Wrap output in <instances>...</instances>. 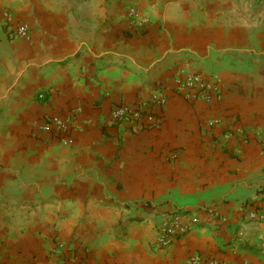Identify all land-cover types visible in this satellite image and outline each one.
<instances>
[{
  "label": "crops",
  "instance_id": "crops-1",
  "mask_svg": "<svg viewBox=\"0 0 264 264\" xmlns=\"http://www.w3.org/2000/svg\"><path fill=\"white\" fill-rule=\"evenodd\" d=\"M187 73L217 79L221 101L185 99ZM122 104L153 119L117 123ZM53 116L71 142L41 130ZM252 211L264 214V0H0V264H264ZM177 213L200 224L157 247Z\"/></svg>",
  "mask_w": 264,
  "mask_h": 264
},
{
  "label": "built area",
  "instance_id": "built-area-1",
  "mask_svg": "<svg viewBox=\"0 0 264 264\" xmlns=\"http://www.w3.org/2000/svg\"><path fill=\"white\" fill-rule=\"evenodd\" d=\"M7 25H15V35L25 41L31 40V28L29 24L24 22H16L14 16L9 10L1 11ZM128 21L131 27L142 30L148 23V20L140 15L136 9H130L128 12ZM178 90L182 93L185 99L199 98L204 102L211 104L213 102L221 101V91L219 88V81L217 79H209L198 73H187L179 79ZM45 97L43 94L39 96L40 100ZM157 103L164 105L167 103L165 98H160ZM113 121L125 123L128 125H143L144 120H152L153 115L148 113L145 107L132 108L127 105H119L113 109L111 113ZM213 124H218L214 122ZM70 122L60 117H50L42 124L41 130L44 133L63 136L65 143L71 142L69 138L71 129ZM244 145H248L249 140L243 134ZM228 139L230 135L226 136ZM211 215L213 214L210 210ZM252 221L264 222V214L252 211L249 214ZM200 224V219L196 216H186L183 214H174L163 221L158 229V238L156 240L157 247L166 249L173 245L177 239L187 235L194 227ZM186 264H218L216 260L204 259L200 256H194L189 259Z\"/></svg>",
  "mask_w": 264,
  "mask_h": 264
}]
</instances>
